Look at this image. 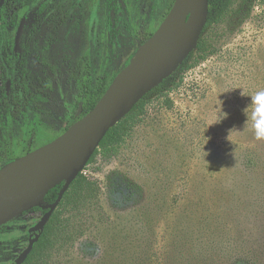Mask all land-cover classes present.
Returning a JSON list of instances; mask_svg holds the SVG:
<instances>
[{
	"label": "rangeland",
	"instance_id": "rangeland-1",
	"mask_svg": "<svg viewBox=\"0 0 264 264\" xmlns=\"http://www.w3.org/2000/svg\"><path fill=\"white\" fill-rule=\"evenodd\" d=\"M54 1L63 3L67 19L46 51L40 46L50 22L43 23L26 65L31 79L52 81L38 110L46 138L58 136L75 110L67 66L85 57L94 76L120 72L151 14L167 2ZM231 2L223 20L200 35L214 52L198 60L195 50L161 92L148 97L118 150L110 156L98 151L80 172L91 187L77 208L58 210L65 227L50 222L49 239L54 243L57 235L59 243L52 244L48 264H96L107 253L110 264H128L136 248L147 246L149 254L140 257L152 264H175L180 252L186 264H228L236 257L264 264V141L247 128L230 136L232 144L226 139L233 128L243 131L250 97L264 89V0ZM241 8L248 13L242 20L236 15ZM40 58L55 72L38 65ZM220 106L227 118L213 124ZM11 138L0 135V167L21 149L9 145Z\"/></svg>",
	"mask_w": 264,
	"mask_h": 264
},
{
	"label": "water",
	"instance_id": "water-1",
	"mask_svg": "<svg viewBox=\"0 0 264 264\" xmlns=\"http://www.w3.org/2000/svg\"><path fill=\"white\" fill-rule=\"evenodd\" d=\"M175 10H180L176 23L158 41L145 47L154 40L165 19ZM169 14L85 116L51 142L2 167L4 170L10 165L33 160L38 167V175L35 179L0 183V225L26 210L36 207L47 209L30 229L36 235L15 264L24 262L62 196L87 165L107 131L125 118L147 93L171 77L196 50L207 22L208 0H175ZM20 32L21 27L18 29ZM62 182L56 201L47 204L44 198L48 191Z\"/></svg>",
	"mask_w": 264,
	"mask_h": 264
},
{
	"label": "flooded vegetation",
	"instance_id": "flooded-vegetation-1",
	"mask_svg": "<svg viewBox=\"0 0 264 264\" xmlns=\"http://www.w3.org/2000/svg\"><path fill=\"white\" fill-rule=\"evenodd\" d=\"M231 3V0H208V15L209 9L211 14L215 11V5L222 4L226 10L230 8ZM61 7H64L63 3L54 0H0V135L12 134L14 139H9L11 147H32L38 141L40 127L44 126L39 118V104L45 102L44 90L50 89L52 81L47 75L30 78L26 70L27 55H29V51H32L31 45H36L35 40L43 23L50 22V32L44 38L45 41L42 42L40 50L46 51L56 40L55 33L58 24L67 19L65 11ZM55 20L57 21L56 25ZM83 59L85 57L79 58L66 68V76L74 90L75 80L69 74L75 72L77 68H81ZM38 65L47 66L55 72L52 66L49 67L48 62L41 58ZM39 92L42 94L41 99L38 97ZM75 105V110L71 113L59 135L79 120L77 118L80 116L81 106L77 103ZM77 113L79 114L77 115ZM6 164L8 163L5 162L4 165ZM43 214L32 208L0 225V264H15L18 256L35 237L36 233L31 232L30 229L36 225ZM24 232L27 233L25 240ZM36 242L32 244L31 250L22 264L30 255L31 257L37 255L34 247Z\"/></svg>",
	"mask_w": 264,
	"mask_h": 264
},
{
	"label": "trees",
	"instance_id": "trees-1",
	"mask_svg": "<svg viewBox=\"0 0 264 264\" xmlns=\"http://www.w3.org/2000/svg\"><path fill=\"white\" fill-rule=\"evenodd\" d=\"M175 0H167L165 5L162 7L161 11L158 13H152L150 18V25L145 34L142 36V38L139 40V46L134 51L133 54H131L126 61L124 62V67L129 63V61L132 59V57L136 54V52L144 45L146 44L155 34L163 20L166 18V16L171 11V8L174 4ZM245 1L243 2V6L245 5ZM242 7V6H241ZM228 12V9H224L222 4L215 5V11L211 14V10L209 9V15L207 17L206 26H208L212 22H221L223 20L225 13ZM225 13V14H224ZM59 14V13H58ZM247 12L244 8L239 9V11L236 13L240 20L244 19L247 16ZM129 33L135 38L137 37V29L134 28L132 25L128 26ZM196 52H198V60L203 59L207 54L213 53V49H211L210 46L206 44L203 40H199L196 46ZM193 55V52L187 57V59L182 63L185 64L189 58H191ZM81 68H77L76 71L70 72L69 76L73 77L75 80V91L77 93V99L76 103L77 105L81 106V112L80 116L77 119L82 118L85 116L98 102V100L101 98V96L105 93V91L108 89V87L111 85L117 74H99L97 76H94L91 69V64L88 59H83ZM181 66L178 68V70L181 68ZM189 68V67H188ZM170 78V77H169ZM168 78V79H169ZM164 80L160 85H158L156 88L152 89L149 93H147L137 104L134 105V107L131 109V111L123 118L121 121H119L116 125L111 127L101 142L99 143L98 148L94 151L92 157L89 159L88 164L91 163L95 155L98 151H100L104 156H110L111 154H114L118 148L125 142V140L130 136L132 128L138 124L141 120V117L144 114V107L147 103V99L149 96L155 93H160L161 88L163 87L164 83L168 80ZM46 86H49L48 84H45ZM179 86V83L174 85L175 88ZM38 97L41 99L42 94L39 92ZM75 118H73V121ZM66 129V128H65ZM64 129V130H65ZM57 137V136H56ZM54 138H46L44 133L39 130L38 135V141L36 144H33L32 147H20L18 151L14 153H10L8 155V159L6 160L7 163L14 161L16 157H20L25 155L26 153H29L38 147L50 142ZM239 171V170H237ZM235 171V175L238 176V173ZM242 173V172H241ZM63 185V182L53 187L48 193L46 194L44 201L47 204H53L58 194L61 190V187ZM90 183L82 176V174H78V176L71 182L69 185L67 191L62 196V199L60 203L58 204L55 211L52 213L50 219L44 226L38 241L35 244V250L37 252V260L34 262L32 261L31 255L27 258L24 264H48L50 259V248L52 244H54L57 247V244L59 243V237L54 236V243L50 241L49 234H48V227L50 225V222L52 219H56V223H59L58 227H65L66 223L59 222V215L58 210L62 207L65 208L67 206H71L70 209L77 208V204L80 201L79 198L81 196V193H84L85 191H88L90 189ZM34 210L39 211L41 213H45L47 211L46 208L42 207H36ZM60 228V229H61ZM142 229V228H141ZM148 233L150 234V237L153 236V232L148 230ZM61 246V245H60ZM150 248L147 247H138L136 248V258L132 261V263L128 264H152L149 261L151 258H142L140 255L142 254H149ZM122 248V252H123ZM104 256L102 259H100L96 264H110L109 262V254ZM182 255L183 252H180ZM180 255V261H177L175 264H186L189 261H186L183 257ZM152 256V255H150ZM117 264H125L123 261H119ZM127 264V263H126ZM199 264V263H194ZM228 264H259L256 261H249L246 259H242L241 257H236L233 260L229 261Z\"/></svg>",
	"mask_w": 264,
	"mask_h": 264
},
{
	"label": "clouds",
	"instance_id": "clouds-1",
	"mask_svg": "<svg viewBox=\"0 0 264 264\" xmlns=\"http://www.w3.org/2000/svg\"><path fill=\"white\" fill-rule=\"evenodd\" d=\"M250 98H251V103L244 110L246 120L244 123L243 131H237L235 128L229 130V133L226 137L227 141L230 142L229 138L231 135H241L246 130V128L252 133L255 140L264 141V89L256 91ZM249 108L251 110L246 115V110ZM227 115L228 114L226 112L222 111L221 106H220V110L216 114L215 122L213 124L220 123L222 120L227 118Z\"/></svg>",
	"mask_w": 264,
	"mask_h": 264
},
{
	"label": "bare ground",
	"instance_id": "bare-ground-1",
	"mask_svg": "<svg viewBox=\"0 0 264 264\" xmlns=\"http://www.w3.org/2000/svg\"><path fill=\"white\" fill-rule=\"evenodd\" d=\"M180 15V10H175L169 14L156 33L154 40L146 44L148 47L155 43L166 33L177 21ZM2 169V168H1ZM0 169V183H12L16 181H23L27 179H35L38 175V167L33 160L17 163L6 167L4 170Z\"/></svg>",
	"mask_w": 264,
	"mask_h": 264
}]
</instances>
